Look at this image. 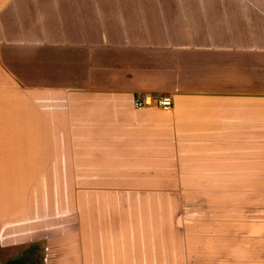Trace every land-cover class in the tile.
Returning a JSON list of instances; mask_svg holds the SVG:
<instances>
[{"label":"crops","instance_id":"obj_1","mask_svg":"<svg viewBox=\"0 0 264 264\" xmlns=\"http://www.w3.org/2000/svg\"><path fill=\"white\" fill-rule=\"evenodd\" d=\"M0 246L264 264V0H0Z\"/></svg>","mask_w":264,"mask_h":264},{"label":"rangeland","instance_id":"obj_2","mask_svg":"<svg viewBox=\"0 0 264 264\" xmlns=\"http://www.w3.org/2000/svg\"><path fill=\"white\" fill-rule=\"evenodd\" d=\"M40 249V248H39ZM32 256V259L35 261H41L42 263V255L43 251L40 249ZM28 251V250H27ZM25 249L22 248H12L5 249L0 246V264H10L12 261L21 257L24 253H27Z\"/></svg>","mask_w":264,"mask_h":264},{"label":"built area","instance_id":"obj_3","mask_svg":"<svg viewBox=\"0 0 264 264\" xmlns=\"http://www.w3.org/2000/svg\"><path fill=\"white\" fill-rule=\"evenodd\" d=\"M136 106L139 108L155 106L163 109H170L172 101L170 98L154 99L152 97H145L141 102H137Z\"/></svg>","mask_w":264,"mask_h":264},{"label":"trees","instance_id":"obj_4","mask_svg":"<svg viewBox=\"0 0 264 264\" xmlns=\"http://www.w3.org/2000/svg\"><path fill=\"white\" fill-rule=\"evenodd\" d=\"M37 250V249H36ZM35 254V249L27 251L18 259L12 261L10 264H42L41 261H35L32 256Z\"/></svg>","mask_w":264,"mask_h":264}]
</instances>
